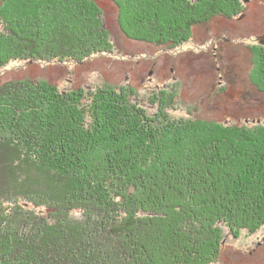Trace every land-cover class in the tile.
<instances>
[{
    "label": "trees",
    "instance_id": "trees-1",
    "mask_svg": "<svg viewBox=\"0 0 264 264\" xmlns=\"http://www.w3.org/2000/svg\"><path fill=\"white\" fill-rule=\"evenodd\" d=\"M109 1L127 40L167 52L245 13L242 0ZM112 40L91 0H0V71L110 56ZM261 48L247 50L264 93ZM134 91L0 84V264H214L227 236L264 228V124L171 118L163 92L149 115Z\"/></svg>",
    "mask_w": 264,
    "mask_h": 264
},
{
    "label": "rangeland",
    "instance_id": "rangeland-1",
    "mask_svg": "<svg viewBox=\"0 0 264 264\" xmlns=\"http://www.w3.org/2000/svg\"><path fill=\"white\" fill-rule=\"evenodd\" d=\"M91 1L104 13L116 49L112 55L76 65L11 64L0 71V84L30 78L48 80L60 91L131 87L133 99L149 115L156 112V95L163 92L164 97L171 95L169 102H163L171 118L264 124V93L250 82L258 65H253L247 50L264 48L260 43L264 41V0H242L244 15L232 20L216 18L195 27L192 40L172 52L127 40L118 29L113 4ZM146 6L139 5L136 15H142ZM159 22L165 21L160 18ZM214 264H264V228L252 238L227 236Z\"/></svg>",
    "mask_w": 264,
    "mask_h": 264
},
{
    "label": "water",
    "instance_id": "water-1",
    "mask_svg": "<svg viewBox=\"0 0 264 264\" xmlns=\"http://www.w3.org/2000/svg\"><path fill=\"white\" fill-rule=\"evenodd\" d=\"M263 39H264V38H263ZM260 43H261V44H264V41H261ZM30 64H31V63H30Z\"/></svg>",
    "mask_w": 264,
    "mask_h": 264
}]
</instances>
